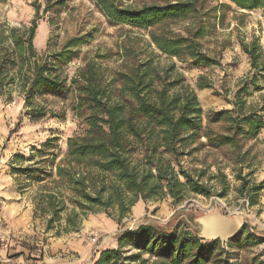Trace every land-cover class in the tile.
Returning <instances> with one entry per match:
<instances>
[{"label": "trees", "instance_id": "1", "mask_svg": "<svg viewBox=\"0 0 264 264\" xmlns=\"http://www.w3.org/2000/svg\"><path fill=\"white\" fill-rule=\"evenodd\" d=\"M230 1L239 9L264 8V0ZM204 2L178 0L140 8H121L113 0L95 3L112 24L153 29L150 43L161 54L207 66L215 61L202 52L200 40L213 28L216 15L214 7L206 10ZM180 22L186 23L182 33H174L171 25ZM35 29V19L26 29L0 28V95L16 86L27 110L43 115L42 107L32 105L35 95L64 97L72 92L71 110L85 125L79 135L68 139L64 163L57 167L58 180L37 202L41 213L50 214L47 230L60 218L64 225L55 234L74 230L89 213L116 214L119 221L138 200L170 197L178 203L191 193L223 197L230 189L227 175L236 182L232 188L237 196L245 197L249 205L258 204L264 179L256 182L253 177L259 164L253 143L264 128V107L246 106L239 89L230 101L231 109L207 111L204 123L195 92L174 64L159 68L151 59L114 73L108 82L87 64L67 84L62 65L77 57V46L86 41L72 37L59 50L38 54L32 44ZM254 44L242 43L252 67L259 58ZM200 149L221 158L213 159L215 173H208L205 158L201 169L181 163L184 158L194 159ZM177 214L164 230L140 225L121 231L116 248L101 251L94 264H264L259 254L240 256L264 242L245 226L221 243L199 238L188 226H174Z\"/></svg>", "mask_w": 264, "mask_h": 264}, {"label": "rangeland", "instance_id": "2", "mask_svg": "<svg viewBox=\"0 0 264 264\" xmlns=\"http://www.w3.org/2000/svg\"><path fill=\"white\" fill-rule=\"evenodd\" d=\"M113 1L121 8H140L178 0ZM95 2L0 0V28L26 29L35 19L32 44L38 54L57 51L68 39L82 37L86 42L77 46V57L62 65L67 84L87 64H92L99 77L108 82L114 73L126 72L132 66L151 59L153 65L159 68L174 64L175 71L195 92L204 112V123L207 111L231 109L230 101L239 89L246 106L253 105L257 110L264 107V8L245 10L237 8L230 0H205L204 7L206 10L214 7L216 18L213 28L200 40V49L215 63L192 66L161 54L150 43L149 31L153 29L112 24ZM206 10L202 12V20ZM184 25L186 23H176L171 25V29L174 33H182ZM252 42L255 43L253 47L258 48L256 55L259 56L255 67H252L249 56L242 48V43L249 45ZM199 83L205 86L199 87ZM72 96V92L65 93L64 97L35 95L32 105L42 107L44 112L39 115L27 110L23 94L16 86L7 88L0 95V178L5 176L10 179L22 200L32 209L30 231L24 236L19 229L11 227L19 233L20 239L7 252L0 249V259L13 257L14 248L21 246L23 264H94L101 251L116 248L117 235L121 231L133 230L140 225L164 230L177 212L179 215L173 225H180V228L188 226L187 230L195 234L201 229L196 220L217 209L225 217L234 216L241 228L245 226L254 237L264 238V188L259 194L258 204L249 205L245 197H239L233 191L232 186L236 182L231 175H227L230 189L223 197L191 193L178 203L170 197L138 200L143 203L140 212H134L133 205L119 221L116 214L108 217L104 212L89 213L81 217L74 230L55 234L56 229L64 225L62 218L53 222V228L47 230L50 214L41 213L37 202L58 180L57 167L64 163L68 139L85 129L71 110ZM253 153L259 162L253 175L258 182L264 179V128L258 134V142L253 143ZM193 157L192 160L184 158L181 162L183 166L201 169L203 164L200 161L205 158L210 164L208 173L216 172L213 159L221 161L219 156L215 158L206 149L198 150ZM17 168L29 169L30 172H17ZM224 173L228 174V169H224ZM1 207L0 194V211ZM63 215L62 212L61 217ZM104 219L113 224L105 225ZM94 232L97 236L92 240ZM251 254H259L264 262V242L251 247L248 252H240V256Z\"/></svg>", "mask_w": 264, "mask_h": 264}, {"label": "crops", "instance_id": "3", "mask_svg": "<svg viewBox=\"0 0 264 264\" xmlns=\"http://www.w3.org/2000/svg\"><path fill=\"white\" fill-rule=\"evenodd\" d=\"M0 189L2 204L0 213L3 222L7 223L10 227L19 229L25 236V233L30 231L29 225L32 219L31 207L22 200L23 197L16 191L11 180L7 179L5 176H1L0 178ZM142 206L143 203L137 201L132 210L139 213ZM103 221L105 225L111 226L113 224L109 219H104ZM13 252V257L0 259V264H23V256L21 255L23 248L17 246L14 248Z\"/></svg>", "mask_w": 264, "mask_h": 264}, {"label": "water", "instance_id": "4", "mask_svg": "<svg viewBox=\"0 0 264 264\" xmlns=\"http://www.w3.org/2000/svg\"><path fill=\"white\" fill-rule=\"evenodd\" d=\"M208 217H210L209 220L214 221H209L207 226L202 227L201 219ZM196 222L201 226L197 236L204 240L218 239L221 243H224L241 230V226L234 216L225 217L217 209L212 214L198 218Z\"/></svg>", "mask_w": 264, "mask_h": 264}, {"label": "built area", "instance_id": "5", "mask_svg": "<svg viewBox=\"0 0 264 264\" xmlns=\"http://www.w3.org/2000/svg\"><path fill=\"white\" fill-rule=\"evenodd\" d=\"M97 233H92V240H95ZM20 239L19 233L4 224L0 218V249L7 252L11 246Z\"/></svg>", "mask_w": 264, "mask_h": 264}, {"label": "bare ground", "instance_id": "6", "mask_svg": "<svg viewBox=\"0 0 264 264\" xmlns=\"http://www.w3.org/2000/svg\"><path fill=\"white\" fill-rule=\"evenodd\" d=\"M210 217L208 218H202L201 219V224H202V227L203 226H207L209 224V221H214V220H209Z\"/></svg>", "mask_w": 264, "mask_h": 264}]
</instances>
